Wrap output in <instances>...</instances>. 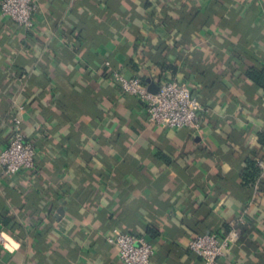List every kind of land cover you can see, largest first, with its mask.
Segmentation results:
<instances>
[{"label":"crops","instance_id":"0c3cea01","mask_svg":"<svg viewBox=\"0 0 264 264\" xmlns=\"http://www.w3.org/2000/svg\"><path fill=\"white\" fill-rule=\"evenodd\" d=\"M37 2L30 30L0 16V152L16 116L36 150L0 174V264H123L114 230L152 264H203L189 242L236 230L220 264H264V170L241 178L264 164V0ZM112 72L186 86L201 132L150 126Z\"/></svg>","mask_w":264,"mask_h":264},{"label":"built area","instance_id":"2783aa9c","mask_svg":"<svg viewBox=\"0 0 264 264\" xmlns=\"http://www.w3.org/2000/svg\"><path fill=\"white\" fill-rule=\"evenodd\" d=\"M38 10L37 0H0V16L20 28L32 29L33 17ZM104 65L109 67V62H105ZM110 79L122 94L135 98L144 106L147 123L150 126L168 130L188 129L194 134L201 132L203 108L183 84L168 79L162 82L155 94H152L139 78H126L118 72H112ZM35 155L34 144L27 140L21 129V118L14 117L11 140L0 152V174L11 176L33 172ZM257 165L264 170L261 161H258ZM238 235L236 230H232L224 238L213 233L203 234L191 240L188 249L203 264H220L227 259ZM107 242L117 248L119 259L123 264H152L156 250L145 236L114 230L107 238ZM0 244L4 245L1 235Z\"/></svg>","mask_w":264,"mask_h":264},{"label":"trees","instance_id":"16d2710c","mask_svg":"<svg viewBox=\"0 0 264 264\" xmlns=\"http://www.w3.org/2000/svg\"><path fill=\"white\" fill-rule=\"evenodd\" d=\"M255 76H258L264 80V77L262 76V74L256 73ZM255 81L257 82V79H255ZM259 174H260V169L257 165V162L254 160H247L241 171V178H242L243 184L252 185L254 181L257 179V177L259 176ZM239 224L242 225L243 223H239Z\"/></svg>","mask_w":264,"mask_h":264},{"label":"water","instance_id":"95a60500","mask_svg":"<svg viewBox=\"0 0 264 264\" xmlns=\"http://www.w3.org/2000/svg\"><path fill=\"white\" fill-rule=\"evenodd\" d=\"M148 91L152 94H155L157 92V90L154 89L152 86L148 89Z\"/></svg>","mask_w":264,"mask_h":264}]
</instances>
